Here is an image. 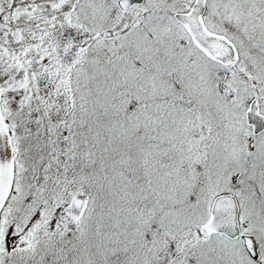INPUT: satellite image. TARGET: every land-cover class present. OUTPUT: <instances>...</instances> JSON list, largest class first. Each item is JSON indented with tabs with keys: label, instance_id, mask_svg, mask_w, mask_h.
I'll return each instance as SVG.
<instances>
[{
	"label": "snow or ice",
	"instance_id": "1",
	"mask_svg": "<svg viewBox=\"0 0 264 264\" xmlns=\"http://www.w3.org/2000/svg\"><path fill=\"white\" fill-rule=\"evenodd\" d=\"M0 264H264V0H0Z\"/></svg>",
	"mask_w": 264,
	"mask_h": 264
}]
</instances>
